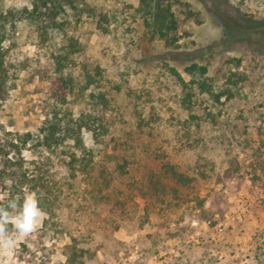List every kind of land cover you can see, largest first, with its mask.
I'll return each instance as SVG.
<instances>
[{
    "label": "rangeland",
    "instance_id": "rangeland-1",
    "mask_svg": "<svg viewBox=\"0 0 264 264\" xmlns=\"http://www.w3.org/2000/svg\"><path fill=\"white\" fill-rule=\"evenodd\" d=\"M137 5L84 0L53 40L20 23L3 42L16 86L0 105V133L40 125L52 53L69 36L73 82L62 110L77 116L101 89L118 119L97 142L84 134L93 157L74 176L67 147L22 148L53 212L12 249L0 245V264H61L70 247L84 249V264H264V35L243 28L264 22V0H176L170 45L145 32ZM191 63L205 74L187 72ZM166 162L189 181L174 184ZM241 190L250 196L243 212Z\"/></svg>",
    "mask_w": 264,
    "mask_h": 264
},
{
    "label": "trees",
    "instance_id": "trees-1",
    "mask_svg": "<svg viewBox=\"0 0 264 264\" xmlns=\"http://www.w3.org/2000/svg\"><path fill=\"white\" fill-rule=\"evenodd\" d=\"M83 2L84 0H26L17 5L0 6V105L8 100L10 92L16 86V74L8 66L3 42L14 33L20 23L35 26L42 41H51L54 36L64 32L70 14L81 12ZM175 2L176 0H138L135 9L145 32L151 37L162 39L167 45L176 42L177 21L172 11ZM243 28L253 34L264 35V22L247 21ZM66 40L67 43L63 42L52 53L53 71L47 85L49 110L44 114L40 125L33 133L12 132L4 128H1L0 133V204H5L13 196L22 199L24 190L33 191L36 193L37 206L49 216L53 212L51 198L46 192L34 188L24 169L22 148L30 141L49 151L67 147V165L71 176H74L76 167L86 170L93 157L92 150L85 145L84 134H89L97 142L118 119L115 105L101 89L89 92L86 108L77 116L67 115L62 110L66 94L73 82L72 75L65 68L72 62L70 55L76 48V41L72 37L69 36ZM185 70H196L199 74H205L206 68L204 65L191 63ZM85 80L87 84L95 82L89 73L85 74ZM201 88L206 89L202 85ZM208 92L213 95L211 90ZM161 169L174 184H185L189 181L173 164L163 163ZM8 227L11 229L12 225L9 224ZM83 252L82 248L70 247L65 253V262L61 264H84L81 259Z\"/></svg>",
    "mask_w": 264,
    "mask_h": 264
},
{
    "label": "clouds",
    "instance_id": "clouds-1",
    "mask_svg": "<svg viewBox=\"0 0 264 264\" xmlns=\"http://www.w3.org/2000/svg\"><path fill=\"white\" fill-rule=\"evenodd\" d=\"M36 193L24 190L22 199L13 196L5 204H0V245L12 249L18 237L30 233L41 217L42 211L37 206ZM9 224L12 228L9 229Z\"/></svg>",
    "mask_w": 264,
    "mask_h": 264
},
{
    "label": "crops",
    "instance_id": "crops-1",
    "mask_svg": "<svg viewBox=\"0 0 264 264\" xmlns=\"http://www.w3.org/2000/svg\"><path fill=\"white\" fill-rule=\"evenodd\" d=\"M254 187H256V186H254ZM240 193H241V195L238 197V200H241V204L238 205V208L243 212V208H246L245 203L250 196L246 192V190H241Z\"/></svg>",
    "mask_w": 264,
    "mask_h": 264
},
{
    "label": "built area",
    "instance_id": "built-area-1",
    "mask_svg": "<svg viewBox=\"0 0 264 264\" xmlns=\"http://www.w3.org/2000/svg\"><path fill=\"white\" fill-rule=\"evenodd\" d=\"M260 194L262 195V192Z\"/></svg>",
    "mask_w": 264,
    "mask_h": 264
}]
</instances>
